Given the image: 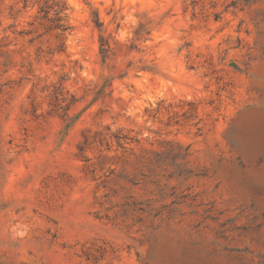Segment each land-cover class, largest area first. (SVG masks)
Segmentation results:
<instances>
[{
    "label": "rangeland",
    "instance_id": "374dc122",
    "mask_svg": "<svg viewBox=\"0 0 264 264\" xmlns=\"http://www.w3.org/2000/svg\"><path fill=\"white\" fill-rule=\"evenodd\" d=\"M45 1L0 0V264H264V0Z\"/></svg>",
    "mask_w": 264,
    "mask_h": 264
},
{
    "label": "trees",
    "instance_id": "16d2710c",
    "mask_svg": "<svg viewBox=\"0 0 264 264\" xmlns=\"http://www.w3.org/2000/svg\"><path fill=\"white\" fill-rule=\"evenodd\" d=\"M49 2V0H46L45 1V4L41 7L40 9V12H44L46 14L49 13V10H48V6H47V3ZM55 6H57V12L56 14L57 15H60V14H64L66 9H67V3L66 2H63V0H56V4ZM60 21L63 20L62 17L59 18ZM59 28L62 30V31H66L69 29V27L65 24H61L59 25ZM101 45H102V54H103V58L105 59L107 57V49L105 48V45H107V42L105 40H101Z\"/></svg>",
    "mask_w": 264,
    "mask_h": 264
}]
</instances>
